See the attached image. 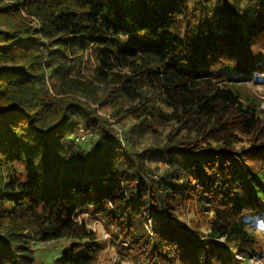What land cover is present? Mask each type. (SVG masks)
<instances>
[{"label": "trees", "instance_id": "1", "mask_svg": "<svg viewBox=\"0 0 264 264\" xmlns=\"http://www.w3.org/2000/svg\"><path fill=\"white\" fill-rule=\"evenodd\" d=\"M260 70L264 0H0V264L253 256L264 109L224 78Z\"/></svg>", "mask_w": 264, "mask_h": 264}, {"label": "rangeland", "instance_id": "2", "mask_svg": "<svg viewBox=\"0 0 264 264\" xmlns=\"http://www.w3.org/2000/svg\"><path fill=\"white\" fill-rule=\"evenodd\" d=\"M89 56H90V53L88 51L85 54V60H84V64H85L84 67L88 73H86V75L84 74V76H88L89 73H91L90 69H91V66L93 65V60H92V56H90L91 58ZM224 81H225V85L231 87L234 90L237 89L241 93L243 98H245L246 96L253 97L255 101L257 102V104H259L264 109V71L260 70L250 75L232 74V76H230L229 79L224 78ZM58 87L59 85L56 86V88ZM49 88H50V91L53 92L50 86ZM99 114H101V116L103 117L106 116L108 118V120L111 122L110 123L111 127L115 125L114 118L110 116V114L107 113V109L105 108L99 109ZM129 120L133 121V119H129ZM84 132L85 131H82L79 133L87 135V133H84ZM85 137L87 138L88 136H85ZM82 212L83 214H80V216L85 218L86 222L88 223V225L91 226L93 230L94 229L96 230L98 237H101L104 239L106 238V240H110V241L114 240L112 238L113 237L111 234L112 232L109 230L110 227H108L107 225L105 226V224L100 218L92 216L89 213V211H82ZM146 222L148 225L152 224L151 221H146ZM155 223L157 224L158 220H155ZM263 225L264 223L261 222L260 224H256V226H254V229L256 232L255 236L258 241H257V244L254 246L255 254L251 257L244 256L242 252H237L236 250H228V248L224 245L221 238H214L213 240H211V242H213L212 245L215 248L223 249L224 254H226V252L230 253L232 258L236 260L235 262L237 264H264V226ZM201 227L202 229H206L207 225L203 223ZM60 241L61 239L60 240H50L47 242H39L35 244V246L39 249L36 251V258L40 260H43L44 258L45 260V258H47V254H46L47 249L56 247L58 244H60ZM121 243L123 244L125 242L122 241ZM116 251L117 249L114 246L106 244V256L104 257L109 258V259H114L115 257H119L120 256L119 251H117L118 253ZM101 261L105 263V260L103 259V257H101ZM106 263L110 264L111 261L108 260L106 261ZM122 263L130 264L132 263V261L129 258H128V261L123 258Z\"/></svg>", "mask_w": 264, "mask_h": 264}]
</instances>
